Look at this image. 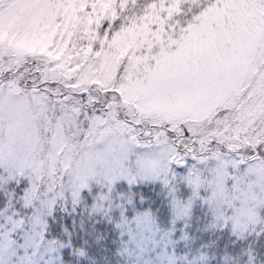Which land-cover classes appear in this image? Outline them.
<instances>
[{
  "label": "snow or ice",
  "instance_id": "6c2138e0",
  "mask_svg": "<svg viewBox=\"0 0 264 264\" xmlns=\"http://www.w3.org/2000/svg\"><path fill=\"white\" fill-rule=\"evenodd\" d=\"M0 264H264V0H0Z\"/></svg>",
  "mask_w": 264,
  "mask_h": 264
}]
</instances>
